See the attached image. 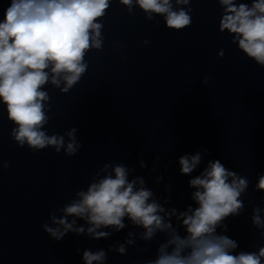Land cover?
Wrapping results in <instances>:
<instances>
[{"label": "clouds", "instance_id": "obj_1", "mask_svg": "<svg viewBox=\"0 0 264 264\" xmlns=\"http://www.w3.org/2000/svg\"><path fill=\"white\" fill-rule=\"evenodd\" d=\"M216 2L222 10L218 31L227 32L232 44L264 67V0ZM119 3L130 15L138 7L149 21L162 17L171 30L180 31L192 24V0ZM110 4L111 0H7L0 14V105L15 125L10 137L18 147L27 146L33 152L51 147L69 157L83 147L75 127L62 135L48 134L45 126L50 120L51 98L44 89L51 85L66 94L80 82L89 67L86 55L103 49V18ZM224 54L223 49L217 53L219 57ZM208 79L205 76L202 83ZM205 154L207 149H202L178 158L179 172L190 177L187 183L192 189V203L183 209L169 207L170 196H157L134 167L109 162L95 172L86 189L76 191L68 203L53 209L49 222L41 227L56 242L69 233L99 241L129 227L138 229L129 230L123 242L107 249H84L83 264H106L108 253L125 256L138 241L145 244L138 251L147 252V245L158 237L154 257L143 264H264V246L257 251L238 250V241L226 234L225 221L244 211L241 197L247 193L249 179L227 168L220 159L208 160L192 175L204 163ZM159 159L155 158L149 172L156 170ZM139 166L147 168L144 160ZM2 167L11 165L5 161ZM163 179L157 176L155 183ZM165 189L171 192L169 185ZM255 190L264 192V174L258 175ZM251 224L264 238V208L253 207Z\"/></svg>", "mask_w": 264, "mask_h": 264}]
</instances>
